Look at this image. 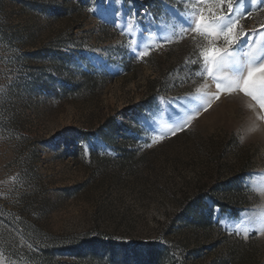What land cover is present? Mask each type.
<instances>
[{"label":"rangeland","instance_id":"1","mask_svg":"<svg viewBox=\"0 0 264 264\" xmlns=\"http://www.w3.org/2000/svg\"><path fill=\"white\" fill-rule=\"evenodd\" d=\"M196 7L0 0V264H264V109L197 75Z\"/></svg>","mask_w":264,"mask_h":264},{"label":"snow or ice","instance_id":"2","mask_svg":"<svg viewBox=\"0 0 264 264\" xmlns=\"http://www.w3.org/2000/svg\"><path fill=\"white\" fill-rule=\"evenodd\" d=\"M188 2L189 0H181L182 4ZM192 2L198 7L190 15L186 10H175L179 19L173 36L176 40H182L195 33L201 38V41L196 42V58L191 61L198 65L197 75L212 78L218 90L212 94L215 99H219L220 92L229 95L243 93L257 102L260 109H264V32L253 30L249 34L242 28H237L238 21L243 16L250 15L251 9L247 13L243 12L242 0H236L235 8L233 0ZM259 3L264 4V0H259ZM251 4L255 7L258 0H251ZM218 12L221 14L217 15ZM162 39L167 43L172 42V37ZM245 49H251V52L247 53V60H242L238 53ZM136 55L141 58L147 52L138 46ZM249 107L253 105L250 104ZM258 119L264 120V115L258 114ZM188 122L190 121L182 123L177 131L183 130ZM172 134L175 135V132ZM259 227L264 231V218Z\"/></svg>","mask_w":264,"mask_h":264}]
</instances>
